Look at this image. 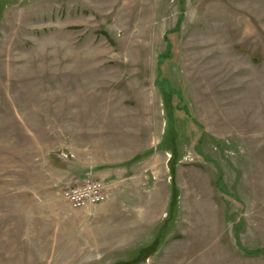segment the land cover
<instances>
[{"label":"rangeland","instance_id":"374dc122","mask_svg":"<svg viewBox=\"0 0 264 264\" xmlns=\"http://www.w3.org/2000/svg\"><path fill=\"white\" fill-rule=\"evenodd\" d=\"M0 264H264V0H0Z\"/></svg>","mask_w":264,"mask_h":264},{"label":"crops","instance_id":"0c3cea01","mask_svg":"<svg viewBox=\"0 0 264 264\" xmlns=\"http://www.w3.org/2000/svg\"><path fill=\"white\" fill-rule=\"evenodd\" d=\"M140 153H135L133 156L129 157V158H125L121 161V165L120 168L113 169V168H104V169H99L95 171V174L98 176L96 178L102 180V181H107L108 184L110 185L111 188H113V190L115 191V195L114 197L107 201L106 203L97 206L96 209H92L90 211V215H97V214H101V215H108L109 211H111V209H113L114 207L117 208L119 207V202H118V198L119 197H124V198H131L133 200H135L138 195L141 196L142 193H146L144 190H142V186L140 187L141 181L140 179L144 176V171L148 170L147 168L143 171L142 168H140L141 165L137 164V162H135V160L137 159L138 156H140ZM148 165V163L146 164ZM145 164L143 166H146ZM138 171V172H137ZM137 172V173H136ZM143 181V180H142ZM139 184V187H137V189H135V186ZM124 207V206H123ZM138 216H140V223L138 224V226L141 225L142 221L144 220V222H146V215L142 210H139L137 212ZM89 215V216H90ZM71 216V217H69ZM64 218H67L69 220H71V218L73 219L74 216L71 213H68L66 215H64ZM85 218V222H86ZM68 220V221H69ZM97 220H94L93 224H90V226H92V230H97L96 227L94 229L95 224L99 223L100 220L97 221V223H95ZM76 221H74L75 223ZM83 220L80 221L78 223L77 221V225L80 226L82 224ZM85 225V223L83 224ZM141 227V226H140ZM83 228V226H82ZM82 228H79L82 229ZM84 229V228H83ZM83 235V238L85 239V235ZM78 236L74 237V241L72 240V243L75 242H79L77 240ZM84 239L82 240L84 242ZM71 241V240H70ZM89 241H85L84 245H88ZM65 254V252H64ZM67 254V253H66Z\"/></svg>","mask_w":264,"mask_h":264},{"label":"built area","instance_id":"2783aa9c","mask_svg":"<svg viewBox=\"0 0 264 264\" xmlns=\"http://www.w3.org/2000/svg\"><path fill=\"white\" fill-rule=\"evenodd\" d=\"M61 195L71 208H80L105 203L114 197L115 191L88 172L80 183L63 188Z\"/></svg>","mask_w":264,"mask_h":264}]
</instances>
